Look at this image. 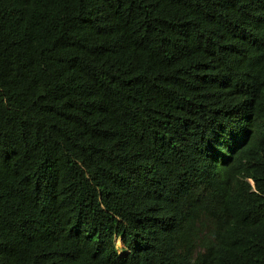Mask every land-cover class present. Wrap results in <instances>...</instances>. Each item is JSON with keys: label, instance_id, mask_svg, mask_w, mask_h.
Masks as SVG:
<instances>
[{"label": "trees", "instance_id": "trees-1", "mask_svg": "<svg viewBox=\"0 0 264 264\" xmlns=\"http://www.w3.org/2000/svg\"><path fill=\"white\" fill-rule=\"evenodd\" d=\"M0 264H264V0H0Z\"/></svg>", "mask_w": 264, "mask_h": 264}, {"label": "rangeland", "instance_id": "rangeland-1", "mask_svg": "<svg viewBox=\"0 0 264 264\" xmlns=\"http://www.w3.org/2000/svg\"><path fill=\"white\" fill-rule=\"evenodd\" d=\"M116 247H117L118 249H121L122 245H121V243H120L119 241H117V243H116Z\"/></svg>", "mask_w": 264, "mask_h": 264}]
</instances>
